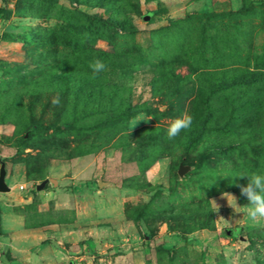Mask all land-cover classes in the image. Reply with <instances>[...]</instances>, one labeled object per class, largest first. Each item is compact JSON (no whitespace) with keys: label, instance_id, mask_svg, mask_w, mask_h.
Listing matches in <instances>:
<instances>
[{"label":"rangeland","instance_id":"1","mask_svg":"<svg viewBox=\"0 0 264 264\" xmlns=\"http://www.w3.org/2000/svg\"><path fill=\"white\" fill-rule=\"evenodd\" d=\"M97 2L0 0V264H264V220L237 187L264 172V127L217 120L263 96L247 74L264 80V0ZM84 55L106 67L77 102L59 71L92 72ZM199 87L209 108L169 140Z\"/></svg>","mask_w":264,"mask_h":264},{"label":"trees","instance_id":"2","mask_svg":"<svg viewBox=\"0 0 264 264\" xmlns=\"http://www.w3.org/2000/svg\"><path fill=\"white\" fill-rule=\"evenodd\" d=\"M69 1V0H68ZM119 2L124 3V0H99V2H97V7L102 8L105 13H111V12H116L119 13L122 12V8L119 6ZM126 5V3L124 4ZM253 5V2H249L248 6L246 9H249L251 6ZM2 18H5L7 16V11H5L4 9H2ZM79 16L82 18L83 21L87 22L89 25L92 26H96V27H100V28H109L112 30H116L117 28H121L122 30H124V32H128V30L126 31L127 28H129V32H134L133 27H126V24L124 21L122 22H117L116 19L113 16H107L106 18H103L99 15H92V16H88V15H84L83 13H79ZM94 56V55H93ZM79 57V55L77 56ZM92 57V56H90ZM89 56H83L82 58L85 61V63H89L91 60H93L94 58H90ZM96 57V56H95ZM126 59V58H125ZM134 60V59H133ZM89 61V62H88ZM89 65H85L84 69H89ZM63 69H61L59 72H61L62 74L60 75V82H62V84L64 85L65 90H67L68 92L73 91L75 93L79 94H75L74 95V100L76 99L77 102L80 99H77V97H83L84 95H82L83 89L85 88L84 85H86L87 83H90L92 85H95L96 83V78L99 77V75H95V77L93 76L92 72H88V71H77L74 72V70H65L62 71ZM76 76V79L72 82V78L73 76ZM247 76L249 77V84H254V85H261L264 84V80L263 81H258V78H256L254 76V74H247ZM261 76V79L264 78V75H259V77ZM238 76H236L235 78H237ZM81 80V83L78 82V80ZM234 83L236 84L238 81L236 79H234ZM258 82V83H256ZM83 85V86H82ZM259 90V89H258ZM206 90L204 89V87H199L197 89V92L195 94V97L193 98L192 102H191V109H189L188 111V115H190L192 117V125H194L193 121L196 122L199 118L200 115L202 113V111L204 109L209 108L208 105V98L205 96ZM258 95V91L256 92ZM257 97V96H256ZM252 103H254L255 106L252 107V109L246 111L245 113L242 114H236L234 113V111L232 110L231 112H229L226 116H224V113H221L220 115H218V121H222L225 118L232 121V122H238V127L241 129H257V128H261L264 127V93L263 96H260L258 99L256 98H252L250 100ZM78 106V104H73V108L74 110H76V107ZM132 111L130 112H126V116L130 117L132 114ZM121 114L123 113H118L115 117H120ZM78 120L75 113H72V115H70V120L69 122L63 123L64 128H73L74 126V122ZM191 125V126H192ZM31 131V129L29 130ZM64 130H61L60 127L54 129V132L57 134H62ZM251 150H258L257 148H251ZM259 151V150H258ZM260 152L264 153V147L262 149H260ZM209 150H205V152L203 154H201L198 159L197 162L195 164H190L189 167L191 168H199L202 164V162L204 160H206V157L209 155ZM242 230V229H241Z\"/></svg>","mask_w":264,"mask_h":264},{"label":"clouds","instance_id":"3","mask_svg":"<svg viewBox=\"0 0 264 264\" xmlns=\"http://www.w3.org/2000/svg\"><path fill=\"white\" fill-rule=\"evenodd\" d=\"M89 67L95 77L105 70L106 65L101 59L94 58ZM55 102L59 103L58 100ZM191 125L192 117L186 113L171 119L166 129L168 139H175L182 131L188 130ZM240 177L247 178L246 186L237 185L240 194L247 199V205L243 206L246 215L252 222H260L264 220V172H252L247 176ZM223 197H227L233 206L238 207L236 197L228 193H224Z\"/></svg>","mask_w":264,"mask_h":264},{"label":"water","instance_id":"4","mask_svg":"<svg viewBox=\"0 0 264 264\" xmlns=\"http://www.w3.org/2000/svg\"><path fill=\"white\" fill-rule=\"evenodd\" d=\"M146 19H147V17H144V20H146ZM189 170H190L189 166L179 165L178 169H177V176L182 177ZM4 176H5V172L3 169V165L0 164V193H6L9 191V188L5 185ZM48 181L51 182L52 185L56 184V182L54 180H51V179L50 180H43L39 184L35 185V188H34L35 191L41 190L44 187V185L47 184ZM98 185H100V183H98Z\"/></svg>","mask_w":264,"mask_h":264},{"label":"crops","instance_id":"5","mask_svg":"<svg viewBox=\"0 0 264 264\" xmlns=\"http://www.w3.org/2000/svg\"><path fill=\"white\" fill-rule=\"evenodd\" d=\"M32 250H38L36 247L33 248ZM39 252H41L40 250H38ZM30 259V258H29ZM36 259L37 260H42V257L40 255H36Z\"/></svg>","mask_w":264,"mask_h":264},{"label":"built area","instance_id":"6","mask_svg":"<svg viewBox=\"0 0 264 264\" xmlns=\"http://www.w3.org/2000/svg\"><path fill=\"white\" fill-rule=\"evenodd\" d=\"M18 189H19V190H22V186H20Z\"/></svg>","mask_w":264,"mask_h":264}]
</instances>
